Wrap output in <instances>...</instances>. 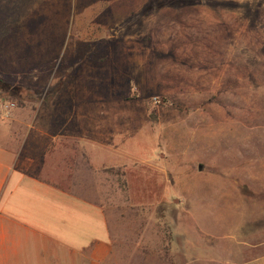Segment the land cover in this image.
Instances as JSON below:
<instances>
[{"label": "rangeland", "instance_id": "374dc122", "mask_svg": "<svg viewBox=\"0 0 264 264\" xmlns=\"http://www.w3.org/2000/svg\"><path fill=\"white\" fill-rule=\"evenodd\" d=\"M0 77V142L101 204L114 264L178 262L185 180L264 185V0H0ZM94 108L126 164H89Z\"/></svg>", "mask_w": 264, "mask_h": 264}, {"label": "crops", "instance_id": "0c3cea01", "mask_svg": "<svg viewBox=\"0 0 264 264\" xmlns=\"http://www.w3.org/2000/svg\"><path fill=\"white\" fill-rule=\"evenodd\" d=\"M96 113L90 109L83 139L89 164H126L127 147L99 139ZM21 147L0 142V264H114L113 233L101 204L48 178L37 168L36 149ZM250 177L264 178V171ZM178 195L176 264H264L263 184L185 180Z\"/></svg>", "mask_w": 264, "mask_h": 264}, {"label": "trees", "instance_id": "16d2710c", "mask_svg": "<svg viewBox=\"0 0 264 264\" xmlns=\"http://www.w3.org/2000/svg\"><path fill=\"white\" fill-rule=\"evenodd\" d=\"M6 83V81L0 77V85L4 87V84Z\"/></svg>", "mask_w": 264, "mask_h": 264}]
</instances>
